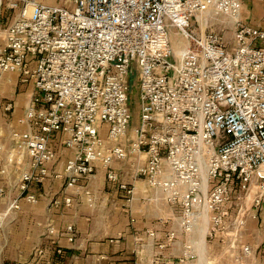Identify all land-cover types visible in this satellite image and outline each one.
I'll use <instances>...</instances> for the list:
<instances>
[{"label":"built area","instance_id":"built-area-1","mask_svg":"<svg viewBox=\"0 0 264 264\" xmlns=\"http://www.w3.org/2000/svg\"><path fill=\"white\" fill-rule=\"evenodd\" d=\"M244 1L0 0V11L15 12L0 36V72L37 89L27 128L12 131L13 149L0 163L2 179L9 166L18 172V194L0 211V232L23 200H38L33 186L50 177L63 182L51 207L72 206L81 189L91 197L88 182L100 166L131 203L136 187L114 163L132 160L133 175L178 210V228L160 248L182 234L181 263L195 260L192 234L207 213V238L222 242L234 264H249L248 223L264 224V27L245 21ZM213 14L231 17L232 41L211 28ZM171 28L187 39L180 52ZM132 79L140 105L135 124ZM44 234L61 254L60 238L74 241L77 228L49 222ZM37 251L44 256L43 246Z\"/></svg>","mask_w":264,"mask_h":264},{"label":"crops","instance_id":"crops-1","mask_svg":"<svg viewBox=\"0 0 264 264\" xmlns=\"http://www.w3.org/2000/svg\"><path fill=\"white\" fill-rule=\"evenodd\" d=\"M258 1H244L242 17L251 25L264 27V22L251 19V14L255 17L260 13L258 5H253ZM231 20L227 23L232 24ZM36 92L33 81L22 82L17 73L0 72L1 163L6 162L3 147L13 144L12 131L27 128L26 111ZM64 155L67 153H63L61 165ZM8 169L5 178L0 175V187L6 188L5 194L0 195V211L6 209L18 194L15 186L18 172L13 166ZM130 183L135 185L136 194L128 203L126 193L108 180L106 182V176L97 170L88 182L91 197L81 189L80 193L73 192L75 203L72 206L61 204L52 207L51 198L62 191V180L50 177L45 183L34 185L32 190L37 193L38 200L34 203L23 200L22 209L9 216L0 232V264H46L45 258L53 264H159L157 260L162 264H187L181 263L186 236L179 235L168 248L159 247L167 232L178 228V210L159 192L149 188L146 182L135 180ZM49 222L59 228L72 223L77 228L74 241H69L66 236L60 238L61 254L56 253V247L45 237ZM260 222L251 219L248 228L255 229ZM147 230L156 231V236H150ZM40 246L45 248L43 257L37 251ZM33 253L34 259H38L36 263L29 262Z\"/></svg>","mask_w":264,"mask_h":264},{"label":"rangeland","instance_id":"rangeland-1","mask_svg":"<svg viewBox=\"0 0 264 264\" xmlns=\"http://www.w3.org/2000/svg\"><path fill=\"white\" fill-rule=\"evenodd\" d=\"M41 1L48 3V4H64V0H41ZM253 5L254 6L258 5L260 13L255 12L256 13L255 17L251 14V19L257 22L259 21L264 22V0H260L258 1V4L254 3ZM71 6L69 7L71 8ZM14 17H15V12L9 11L5 7L1 9L0 11V36L1 37H4L6 33V28L8 24L13 20ZM201 18H204V16H201ZM209 18H210V15L209 16L207 15V20ZM227 20L228 21L231 20V17L229 15L213 14L210 18L211 28H213L216 31H220L221 33L224 34L225 38L228 41H232L233 32H234V24L233 23L228 24ZM195 21L196 20H193V23H195ZM231 21L233 22V20ZM170 40H171V44L174 50H177L180 47L184 48L187 45V39L182 34H180L176 28L170 29ZM171 60L177 61L178 60L177 55L174 54L171 57ZM131 100H132V111H133L132 124H135L139 120L140 105H139L138 87L133 79H132ZM10 149H13V144L9 145L8 147H3L2 150L6 153L4 154L6 157L9 154ZM131 161L132 160H128V161L116 160L114 163V167H116L119 170V172L122 175V178L125 181L131 182V181L139 180L142 182H146L145 179H143L142 177H136L135 175H133L132 170H131ZM5 163L3 162V165H5ZM13 169L15 170V166H13ZM98 170L99 171L101 170L103 172V175L106 176L107 169L105 167L101 166L98 168ZM11 173L12 175H14L13 171H11ZM13 177H15V175ZM106 182H107V176H106ZM170 225L173 226V224H170ZM205 225L207 227V230L205 232V236L203 239L202 233L204 231ZM247 229L248 230L245 232L243 238L247 243L253 246V250H254L253 255L248 260V263L249 264H264V259L262 257V244L264 243V224L260 222L255 227V229H252V228L251 229L247 228ZM207 232H208V217L206 219L204 216L203 220H201L200 223L196 225L195 230L192 234V238L195 239L196 249L199 255L195 260L189 261L187 264H234V258H232L230 255L224 252L222 242L210 241V239L207 238ZM182 254H183V251H182ZM30 260L29 262H34V263L38 261V259H36L37 261L34 259V253L32 255V261ZM21 264H27V263H21Z\"/></svg>","mask_w":264,"mask_h":264},{"label":"bare ground","instance_id":"bare-ground-1","mask_svg":"<svg viewBox=\"0 0 264 264\" xmlns=\"http://www.w3.org/2000/svg\"><path fill=\"white\" fill-rule=\"evenodd\" d=\"M178 49H179V50H178ZM178 49H177V51L180 52V51L183 49V47H182V48L180 47V48H178ZM204 216H205V218L207 219V217H208V216H207V213H206ZM206 230H207V227H206V225H205V227H204V231H203V233H202V238H203V239H204V236H205V232H206Z\"/></svg>","mask_w":264,"mask_h":264}]
</instances>
